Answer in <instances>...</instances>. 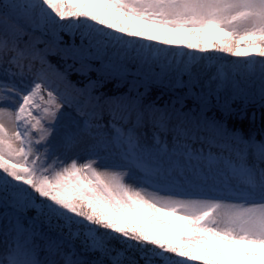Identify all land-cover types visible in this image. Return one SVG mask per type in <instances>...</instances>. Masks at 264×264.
Instances as JSON below:
<instances>
[{
  "label": "snow or ice",
  "instance_id": "1",
  "mask_svg": "<svg viewBox=\"0 0 264 264\" xmlns=\"http://www.w3.org/2000/svg\"><path fill=\"white\" fill-rule=\"evenodd\" d=\"M0 264H264V0H0Z\"/></svg>",
  "mask_w": 264,
  "mask_h": 264
}]
</instances>
